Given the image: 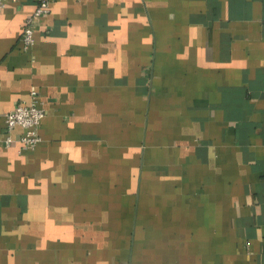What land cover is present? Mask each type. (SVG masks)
Returning <instances> with one entry per match:
<instances>
[{
  "label": "crops",
  "instance_id": "crops-1",
  "mask_svg": "<svg viewBox=\"0 0 264 264\" xmlns=\"http://www.w3.org/2000/svg\"><path fill=\"white\" fill-rule=\"evenodd\" d=\"M35 0L0 13V264H264V0ZM36 92V95H33Z\"/></svg>",
  "mask_w": 264,
  "mask_h": 264
},
{
  "label": "built area",
  "instance_id": "built-area-1",
  "mask_svg": "<svg viewBox=\"0 0 264 264\" xmlns=\"http://www.w3.org/2000/svg\"><path fill=\"white\" fill-rule=\"evenodd\" d=\"M10 0H0V13ZM20 2L23 0H11ZM36 7L31 14L25 18L24 28L21 36L24 49H29L35 42L34 29L37 20L50 11L51 0H35ZM36 95V92H33ZM45 109L38 105L37 99L32 103L20 102L5 115V136L0 138V145L10 146L13 141L12 132L16 127H21L23 132L19 137L20 148L30 150L37 147L42 141L39 133V125L45 117Z\"/></svg>",
  "mask_w": 264,
  "mask_h": 264
},
{
  "label": "rangeland",
  "instance_id": "rangeland-1",
  "mask_svg": "<svg viewBox=\"0 0 264 264\" xmlns=\"http://www.w3.org/2000/svg\"><path fill=\"white\" fill-rule=\"evenodd\" d=\"M37 103H38V105H40L38 101H37ZM40 106H41V105H40ZM42 120H43V119H42ZM41 122H42V121H41ZM40 124H41V123H40ZM39 126H40V125H39ZM39 133H40V132H39Z\"/></svg>",
  "mask_w": 264,
  "mask_h": 264
}]
</instances>
